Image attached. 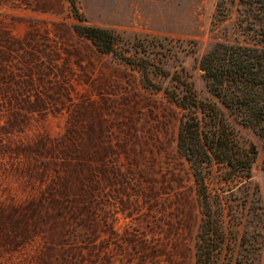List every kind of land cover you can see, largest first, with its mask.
<instances>
[{
    "label": "rangeland",
    "instance_id": "rangeland-1",
    "mask_svg": "<svg viewBox=\"0 0 264 264\" xmlns=\"http://www.w3.org/2000/svg\"><path fill=\"white\" fill-rule=\"evenodd\" d=\"M223 0H77L87 23L120 34L118 50L188 78L231 39ZM68 0H0V264H195L196 183L179 152L182 110L171 77L142 71L79 35ZM228 27L227 33L225 27ZM254 181L264 200V141ZM215 174L211 187L217 184ZM264 264V248L262 263Z\"/></svg>",
    "mask_w": 264,
    "mask_h": 264
},
{
    "label": "trees",
    "instance_id": "trees-1",
    "mask_svg": "<svg viewBox=\"0 0 264 264\" xmlns=\"http://www.w3.org/2000/svg\"><path fill=\"white\" fill-rule=\"evenodd\" d=\"M68 1L78 20L75 31L100 51L140 69L145 87L162 89L151 74L176 82L163 92L182 110L178 149L196 183L201 220L195 264H261L264 200L253 176L258 148L240 139L236 125L250 128L264 141V0H231L235 7L232 38L215 42L200 59L214 96L206 100L198 97L193 83L179 72L172 74L154 61L118 50L117 31L88 24L77 0ZM226 9L223 0L217 7V21L232 18ZM213 174L215 187L210 185Z\"/></svg>",
    "mask_w": 264,
    "mask_h": 264
}]
</instances>
